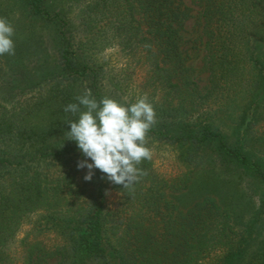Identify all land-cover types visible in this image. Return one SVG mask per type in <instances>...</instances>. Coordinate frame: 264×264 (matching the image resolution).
I'll return each mask as SVG.
<instances>
[{"label": "trees", "instance_id": "16d2710c", "mask_svg": "<svg viewBox=\"0 0 264 264\" xmlns=\"http://www.w3.org/2000/svg\"><path fill=\"white\" fill-rule=\"evenodd\" d=\"M70 2L78 6L86 43L49 0H0V18L9 22L16 11L51 27L57 51L51 70L35 63L20 71L0 56V264H264V245L251 250L259 216L242 226L213 194L182 206L192 191L189 172L166 178L150 159L139 165L147 175L131 190L98 169L86 181L88 170L77 168L84 156L66 136L67 122L79 114L64 111L86 88L98 102L108 96L104 65L92 48L115 44L147 68L142 95L156 113L147 147L184 149L187 164L197 167L198 152L212 145L264 185V0ZM191 19L204 86L184 47ZM64 160L71 166L58 168ZM110 191L118 195L111 206ZM260 204L264 211V198ZM24 225L30 231L17 242ZM49 235L57 240L51 247L43 241Z\"/></svg>", "mask_w": 264, "mask_h": 264}, {"label": "rangeland", "instance_id": "374dc122", "mask_svg": "<svg viewBox=\"0 0 264 264\" xmlns=\"http://www.w3.org/2000/svg\"><path fill=\"white\" fill-rule=\"evenodd\" d=\"M70 0H49V6L63 10V14L69 20V29L77 34L82 43H86V32L82 29L83 22L78 16V6L70 4ZM195 13V12H194ZM9 23L14 27L15 34L12 37L15 44V55H8L12 61V67L20 71L28 70L38 63L48 70L57 60L56 42L51 27L41 23H31L25 16L18 12H12L8 16ZM199 31L195 27L194 19L187 22L183 33L184 47L189 51V65L193 68L200 86L205 85L206 74L202 71L201 49L194 48ZM97 53L98 60L104 65L106 72V86L109 98L123 103L136 99L142 95V86L147 78V68L142 66L137 59L126 55L125 52L113 44L111 46L97 45L92 48ZM20 61L21 65L15 62ZM19 66V67H18ZM37 69L35 72L39 73ZM27 99L33 96V92L26 95ZM217 126L225 135L232 133L231 128L223 125L220 121ZM151 161L154 170L166 178L180 177L186 172L192 178V191L181 199L183 207L187 208L195 199L205 194H213L223 204L232 208L235 216H239L242 226L254 222L257 216L260 220L254 225V236L251 243V250H257L264 245V211L261 209V200L264 198V185L253 180L245 172L235 167L231 160L224 158L215 147L206 146L198 152V159L201 162L197 167L187 164L184 149L160 143H151ZM201 157V158H199ZM86 159L85 157L82 159ZM89 162V159H88ZM90 163V162H89ZM264 164V162H262ZM71 166L69 160L60 162L57 167L67 169ZM118 195L110 191L107 196V204L113 205ZM30 231V225H24L17 234L16 241L21 240ZM49 247L57 243L54 236L49 235L43 239ZM15 245L16 253L20 250Z\"/></svg>", "mask_w": 264, "mask_h": 264}, {"label": "clouds", "instance_id": "9594fccd", "mask_svg": "<svg viewBox=\"0 0 264 264\" xmlns=\"http://www.w3.org/2000/svg\"><path fill=\"white\" fill-rule=\"evenodd\" d=\"M14 34V27L0 18V56L15 55ZM75 99L78 103L68 104L64 111L79 114L77 121L67 122L70 130L66 132L67 140L74 141L86 158L77 162V168L88 170L84 176L86 181L92 179L93 169H98L109 182L131 190L147 175L139 165L152 158L147 143L148 133L156 123V113L147 95L125 106L107 96L98 102L86 88Z\"/></svg>", "mask_w": 264, "mask_h": 264}]
</instances>
